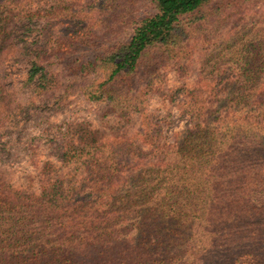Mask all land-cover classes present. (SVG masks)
Listing matches in <instances>:
<instances>
[{"label":"trees","instance_id":"obj_1","mask_svg":"<svg viewBox=\"0 0 264 264\" xmlns=\"http://www.w3.org/2000/svg\"><path fill=\"white\" fill-rule=\"evenodd\" d=\"M45 1L0 0V70L23 55L26 81L43 91L59 86L55 65L93 76L80 93L126 116L210 0ZM136 2L141 15L131 13ZM246 22L202 66L217 105L200 106L206 119L173 144L135 154L136 137L83 140L71 151L55 143L84 178L47 179L40 192L0 174V264H264V14ZM10 98L0 77V116Z\"/></svg>","mask_w":264,"mask_h":264},{"label":"rangeland","instance_id":"obj_2","mask_svg":"<svg viewBox=\"0 0 264 264\" xmlns=\"http://www.w3.org/2000/svg\"><path fill=\"white\" fill-rule=\"evenodd\" d=\"M23 1L39 2L34 6L38 9L50 5L45 0ZM137 5L136 12H131L133 15H141L144 9V3L136 2ZM218 6L217 16L210 14ZM202 13L205 15L199 22L185 29L178 56L159 65L151 84L142 89L141 109L126 116L102 102L88 101L80 93L79 88L91 84L93 76L82 79L55 65L52 72L57 73L59 86L43 91L36 87L37 81H26L27 58L17 54L9 57L0 70L3 85L11 96L9 115L0 116L1 176L16 187L35 192L41 191L47 179L63 185L81 182L84 175H79L72 163H65L54 154L55 143L61 142L64 150L71 151L83 140L100 143L136 137L132 149L135 154L154 153L173 144L177 135L191 128L194 122L206 119L207 114L202 118L204 110L200 106L213 109L217 103L214 95L209 94L213 82L201 76L202 66L212 53L219 52L230 31L264 14V0H210ZM48 14L49 18L55 15ZM41 15L39 20L43 22L47 14ZM60 25L55 29L59 30ZM18 30L22 32L24 28ZM23 44L19 41V46ZM222 95L215 99H221ZM225 115L222 113L220 122ZM144 133L152 136L149 142L153 146L144 143ZM46 164L52 169L47 168L42 174L41 168Z\"/></svg>","mask_w":264,"mask_h":264}]
</instances>
